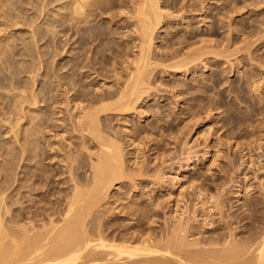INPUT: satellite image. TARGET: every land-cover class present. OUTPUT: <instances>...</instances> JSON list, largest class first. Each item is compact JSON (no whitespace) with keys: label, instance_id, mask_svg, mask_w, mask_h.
<instances>
[{"label":"bare ground","instance_id":"bare-ground-1","mask_svg":"<svg viewBox=\"0 0 264 264\" xmlns=\"http://www.w3.org/2000/svg\"><path fill=\"white\" fill-rule=\"evenodd\" d=\"M65 1V19L60 26L66 34L68 59L54 70L48 66L54 76L50 78L51 73L47 71L48 78L52 79L46 77L49 84L43 78L39 80L41 90L53 91L56 87L58 92L48 95L47 99L53 102H45L44 110H34L37 100L31 86L39 75L37 69V73L32 74L37 60L42 68L41 58L45 55L38 52L40 47L36 44L45 30H30L29 43L24 42L14 53L20 57L18 61L0 52V102L13 116L6 133L11 134L17 145V152L11 154L12 157L16 154L17 159L13 157L15 164L10 159L0 189V264H264V102L255 101L250 94L252 86L261 87L257 86L258 80H254L258 75H252L249 69L244 72L241 78L244 87L238 86L244 90V95L239 96V88L233 89L234 97L240 101L237 105L225 104L222 95L221 99L207 95L213 89L207 80L216 85L220 78L213 77L216 72H212L211 77L205 73L199 78L194 76L195 70H205L210 62V58H206L208 54L228 60L230 53L212 51V45L202 38L192 41L196 36L190 22L189 34H182L180 28L181 31H165L167 37L160 36L163 24L172 25L178 18L184 20L187 12L197 15L196 0L186 3L185 0L165 3L160 0ZM200 9L205 11L203 7ZM177 25L179 21L169 28ZM160 38L165 47H154ZM251 44L254 43L249 46ZM262 63L258 60V68L253 66L251 70L264 69H259L264 66ZM63 68L66 72L59 75ZM228 68L231 72V62ZM190 70L194 71L191 80L180 78ZM25 72L32 76L22 78ZM96 79L100 86L94 89L92 81ZM29 91L31 99L27 96ZM186 95H190L185 100L189 106L179 113L176 111L178 102ZM152 99L155 104H148ZM204 101H207L205 105L199 106L198 102ZM234 105L240 108L241 114ZM221 107H224L223 126L240 129L229 130L227 140H237L238 149L234 155H226L228 162L220 171L233 170L235 179L224 176L227 180H211L217 183V192L211 193L210 183L194 181L202 180L200 174L194 176V180L190 176L192 193L189 192L191 198L187 197L186 202L190 200L192 204L182 206L187 195L183 191L187 187L183 186L185 190L180 187L183 190L177 192L180 196L177 194L174 202L172 189L177 183L173 182L179 177L174 171L176 177L168 174L169 170H175L171 165L177 163L174 161L182 154L186 155V166L201 162L211 146L205 141L203 153L198 156L188 141L195 126L190 122L195 119H189L191 125L187 122L189 125L182 123L180 127L184 120L181 116H196L198 120L201 112L209 115L213 114L212 109ZM65 111L69 119H64L63 123L70 125L78 136L74 147L63 148L58 166L63 186L55 191L56 180L40 168L47 139L39 142L48 126L61 128L62 124L54 123L60 118L54 116ZM142 113L150 114L152 120L140 123ZM253 116L257 119L253 120ZM5 120L7 124L9 119ZM245 124L247 128L252 127L250 132L244 131ZM244 138L248 141H238ZM222 145L219 146L223 148ZM153 151L155 157L151 158ZM223 151L218 152L219 157ZM55 155L59 154L55 152ZM180 162L179 167L183 169ZM168 178L173 185H169ZM229 185L236 188L237 195L244 192V201L237 210L227 213L225 208L230 205L225 196ZM134 189L137 193H132ZM163 190L164 194H159ZM146 195L150 196L146 198ZM216 215H220L218 220Z\"/></svg>","mask_w":264,"mask_h":264},{"label":"rangeland","instance_id":"rangeland-1","mask_svg":"<svg viewBox=\"0 0 264 264\" xmlns=\"http://www.w3.org/2000/svg\"><path fill=\"white\" fill-rule=\"evenodd\" d=\"M160 1L165 3L166 1L168 2L170 0H160ZM201 1H203V2H201ZM245 1L246 0H207V1L206 0H196V2H197V8L196 9L198 11L197 15L193 14V12H192V15H191V13L188 14L189 12H187L186 15L184 14L186 16L184 20H180V18H178L179 20L177 19V20L173 21L172 25L163 24L162 25L163 28L160 29V31H163V32L159 31L161 33L160 34L161 37L162 36L167 37L168 34L167 33L165 34V31L166 32L167 31L172 32V30L174 31L176 29L181 31L180 28L182 29V32H181L182 34L183 33L189 34L190 30H189V28H187V25L190 22L191 24L193 23L194 29L192 31H194L195 36H196V38L193 39L192 41L197 40L198 38H200V39L202 38V39L207 40L212 45V48H211L212 51H214V52H224L225 51V52L230 53V54L227 53L229 55V58H228L229 61L225 57L219 56L221 58L220 59L219 57L215 58V56L213 54H208L206 58H210L211 63L210 62L209 63L211 65L209 63H207V66H206L204 71H203V68H199L200 70L197 68L195 70V75H194V76H198L200 78L199 75L206 73L205 75H207V77H211L210 74L212 72H216V74H213V77L219 76L220 81H218V84L213 85L212 80H209V81L207 80V83L210 84L211 86H213V89L211 91H209L208 92L209 94L207 93V95H210L212 98H215V99H221L222 97L220 98V95H222L224 98L223 102L224 103L226 102L225 104H228V105L233 104V103L236 104V103L240 102L238 100V98L234 97L235 91H233V89L239 88L238 87L239 84H242L244 87V80H242L241 78H242V75L244 76V72L247 71L248 69L250 70L249 72H251L252 75L256 74L259 76V78H258V76H254L255 78H257L254 80H256V81L258 80L256 82L257 86H261V87H256V88H260V91H259V89L257 90L255 87L252 86L250 88V94L255 101L264 102V69H262V68H264V66L259 68V69H262V70H258L260 72L256 71V69H253L255 71L251 70V68L253 66L258 68V60H259V62H261V61L264 62L263 61L264 60V24L261 25V22L264 23V2H263L264 0H248L247 2H245ZM65 2H66L65 0H0V52L4 51L10 57V59H15V61H18L17 59H19L20 57L14 53L18 52L20 46L24 42L29 43L28 40L30 39L29 37L31 35L32 30H38V31L39 30H43V31L45 30V34L43 35V38H40L41 40L38 42V44H36L41 49V50L38 49V52L40 51L39 52L40 54L44 53V55H45V56H43L44 58L43 57L41 58L43 60L42 61L43 63L42 62L40 63V65L42 64L41 67L43 69L39 68V66H38L39 61L37 60L38 64L35 63V66H34L35 71L32 70L33 73L31 72L32 74H35L36 69L39 70L38 71L39 75L38 74L36 75L37 79L34 82L35 84L33 86H31V88L35 91L34 95H35L36 100H37V104L35 106H33L34 110H38L39 108L44 107L45 102H53L52 99L50 101L47 99L49 94H51V95H57L58 94V92L56 91V87L53 89V91H49L46 88H45V90H41L42 89V86H41L42 82L40 83L39 80L42 78L47 80V78L49 76V73L47 74L48 70H49L48 72L51 73L50 78H54V76L52 75L54 68L56 66H57V68L63 66L65 64L66 60L68 59V52H67L68 45L67 46L65 45L66 34L61 31V29L63 27L60 26L61 24L64 23L63 21L65 19L64 15H63V13L65 12V10H64ZM186 2H187V0L184 1V3H186ZM201 3H203V4H201ZM259 3H261V4H259ZM201 7H203V10H205V11L202 12V9H200ZM196 12H194V13H196ZM190 17L191 18L194 17V18L191 19ZM177 21H179L180 25H177V27H174L173 29L169 28V26H172V27L175 26V23H177ZM182 21H184L185 23H183ZM44 24H47V25L45 26ZM228 38H230V39H228ZM162 40H163V38L157 39L154 43V47L158 46V45L165 47L164 41H162ZM251 42L254 44L253 45L251 44V46H249V44ZM56 44L58 46L57 48H56ZM186 44L187 43H185L183 45L184 51L187 50ZM247 46H249V49H247ZM56 49H57V51H56ZM156 50L158 51V49H156ZM250 55H252V56H250ZM249 56H250V58H249ZM258 57H261V58H258ZM217 58H219V59H217ZM224 60L225 61L227 60L228 62L223 65L222 63L224 62ZM230 62L233 64V69L231 72H229V68H228L230 65ZM251 63H253V64H251ZM37 66H38V68H36ZM48 66H50L53 70H51V68ZM44 69H45V71H44ZM65 72H66V68H63L58 73H59V75H61V74L63 75ZM221 72H223V74ZM26 73L29 74L30 72L22 73L21 74L22 78L25 79V78H29L28 76H30V77L32 76L31 74L25 75ZM193 74H194V71L190 70L186 75H183V74L180 75V78L186 77V78H189L188 80H191V78H193ZM42 75H44L45 77L44 76L42 77ZM261 75H263V78L260 77ZM203 77H204V75H203ZM49 80L51 81L52 79H49ZM49 80H47L48 84H49ZM228 80H229V82H232V83H229ZM195 82L196 81H194L192 83H195ZM260 82H262V83H260ZM92 83H93L94 89L96 88L95 86H97V88H98V86H100V84H98V79L93 80ZM53 84H54V86H56L57 83L53 82ZM23 86H26V84L22 85V87ZM229 86H231V87H229ZM253 90H257L256 92L258 94H256V92H254ZM258 91L263 92V93H261V95H260V93ZM30 94H31V91H29L27 96H29L31 99L32 97L30 96ZM200 94L201 93H196V95H200ZM238 94L240 97L243 96L244 90L239 88ZM188 96H190V95L181 96L180 100L178 102V105L176 104L177 105L176 111H178L179 113L184 111L183 108H186L189 106L185 103V100ZM259 99L262 101H260ZM59 101H60V99H59ZM159 102L167 103L168 101L159 100ZM206 102L207 101L198 102V104H199V106H201V105H205ZM148 104H155V101L153 99L148 100ZM26 105L27 104L25 103L24 106H26ZM70 105H71L70 107H72L73 103ZM5 106L3 103H1V105H0V119L3 120L2 122L0 120V124L3 125V126L0 125V131L1 132L5 131L3 134H0V145H1L0 146V174L4 173V175H0V176H3V178L0 177V180H1L0 181L1 182L0 183V186H1L0 189L3 188L4 184L3 185H1V184L3 181H5V176H6L5 175V172H6L5 168H9L10 159H11V163H13V164H15L14 161H16V159H17L15 157L16 154L13 156L16 159H14L12 157L13 153L17 152V149H16L17 145L15 142L13 143V139L11 138V134L6 133L7 131H9L8 127L11 124V123L9 124V122H12L13 116L10 113H8L9 112V110L7 111L8 107L7 106L5 107ZM240 106L242 107L241 111L243 109V112H244V103L240 104ZM260 106H261V103L258 104V107H260ZM234 107H236L240 111V108H238L235 105H234ZM234 107L232 106V108H234ZM166 108L169 109L168 106ZM223 108L224 107L217 108V109L211 108L213 111V114H212V112H210L209 115H207L208 112L207 113L201 112L199 115H197L200 118V119L198 118V120H200L198 122V124H197L198 120H197L196 116H195L196 118L195 117L189 118L190 116L183 115V114L181 116L184 120H183V122H181L180 127H182L184 124H188L190 122L189 119H191V120L195 119V120H193V122L192 121L190 122V123H192V125H195V126L192 127L193 130L190 132V135H188V141L190 142L189 145H193V150L198 153V156H201V154L203 153L202 149H203V145L205 146V144H204L205 141L209 142V145L211 146L207 156H204L206 158L202 159V157H200V160L202 159L201 162H199V161L197 163L191 162V163H189L190 166H188V165L186 166L185 161H184V158L186 157V155L182 154V156L179 155L180 158L178 156V159L183 163H181L176 158L177 160L174 162H177V163H174L173 165H171V167L175 168L176 171L175 170H169L168 174L169 175L173 174V176H175L177 173L178 177H179L178 179H180L179 181H177L178 179L175 178L176 176L170 177L167 174L168 177L177 179V180L173 179V180H175L173 183H177L176 187L174 185L175 190L172 189L173 193H175V195L172 193L174 195L172 197L174 202L178 198V195H179L177 192L180 193V191L183 190L185 186L187 187V189L185 188L186 190L184 189L185 191H183L184 194H187V195H185L186 196V199L184 198L185 201H182V203H185V204L181 203L182 206H184V205L189 206L192 204L190 202V200H188L187 202H186V200H187V197L191 198L190 193H192V191H189V190H191V189H189L190 188L189 186H191V184L188 182V180L192 183L193 182L192 180H194V178H193L194 176L196 177L198 174H200L202 177L201 178L202 180H194V181L210 183L211 184L210 186H212V187L209 191L211 193L217 192V186H216L217 183L215 184V182H214V184H213L211 180H216V182H220L221 180H224L225 177L230 178V176H231V178L235 179L236 173L235 174L231 173V172H233V170L229 171L228 173L227 172H223V173L220 172L222 170V168L228 162L227 158H225L226 155L227 156H228V154L234 155L233 153L237 152L236 150L238 149L237 142H236L237 140L236 141L235 140L233 141V139L227 140V135L229 137V135L231 134V132L229 130L231 128L237 129V131L240 130L237 128V126H234V128L232 126H231V128H229L230 126H227V125L223 126V121H222ZM27 109L28 108L26 107V110ZM42 109L44 110V108H42ZM196 109L198 111L200 108L198 107ZM72 110L73 109H71L70 111L73 113H76V110H74V111H72ZM232 110H234V109H232ZM70 111H69V113H70ZM239 111L237 113L241 114V111L240 112ZM167 113H168V111H166L165 114H167ZM205 113H206L208 118L206 117V115H203ZM200 115H202V116L200 117ZM142 116H143V119L142 118L140 119V121H139L140 123H147L148 121L152 120V117L148 113H145V114L142 113ZM173 116H175V115H173ZM4 117L6 120L9 119V121L7 122V124H9V125L4 123V120H5ZM54 117L57 119L60 118L59 121H55L54 123L55 124L56 123L62 124L61 128H57V127L55 128L54 127L51 129V127L48 126L47 128H45L44 133L41 134V132H39L38 136L41 134L40 135V142H39L40 144L42 143L43 140L47 139V145L45 148L46 153L43 156V158L40 159V168L43 169V171L47 175H50L51 177H53L56 180L55 181L56 183H54V188H55V186L57 188H55L54 190L58 191L63 186L62 182H60L61 176H59V170H61V169L58 168L59 161H60L61 156H62L61 153L63 151V148H65V147H66V150H69L70 148L74 147V142L76 141L78 134L76 132L71 131L70 125L67 126V125H65V123H63L65 121L64 119H69V115L66 113V111L62 114L55 115ZM204 117H206V119ZM132 118H135V117L132 116ZM170 118H173V117H170ZM252 118H253V120L257 119L256 116L255 117L253 116ZM137 120H138V118H136V121ZM219 120H220V122H219ZM182 123H183V125H182ZM1 127H2V129H1ZM222 127H224V128H222ZM246 128H247V124H245L243 127L244 131L248 130L245 132H250L252 130V127H250V126L247 129ZM6 129H7V131H6ZM187 132H188V130H184V133H187ZM204 134H206V135L204 136ZM207 135H209L211 137H209ZM205 137H209V138H205ZM217 137H220V138H217ZM251 138H253V137H251ZM205 139H208V140H205ZM169 140H171V139H169ZM250 140H252V139H250ZM227 141H230V142H227ZM238 141L243 143L244 141H248V140L247 139L245 140V138H244V140L240 139ZM225 142H227L228 144ZM245 143H247V142H245ZM220 144L221 145L223 144L222 145L223 148L221 146H219ZM228 145H229V148L226 147ZM213 146H215L217 148L216 149L217 151L215 150V147H213ZM219 147H221V148H219ZM12 148H14V151ZM11 149H12V151H11ZM228 149H231V150H228ZM222 150H224L223 151L224 154L222 153V155H220V157H219L218 154H220V153H218V152L219 151L221 152ZM10 152H12V153H10ZM55 152L58 153L59 155L56 156ZM150 153H152V154H150ZM150 153H147V154H150L151 158L155 157L154 151L150 152ZM152 155H153V157H152ZM181 157L183 158V161L181 160L182 159ZM214 157H218L219 159L218 158L214 159ZM216 161H217V163H216ZM179 162H180V166H181V164H183V169L182 168L180 169L179 164H178ZM211 162H215L213 164V166L211 165ZM194 164H196V165H194ZM216 164H219V165H217L218 168H217ZM176 167H179V168H176ZM186 167H188L189 171L184 170V168H186ZM206 169H210V172H208L209 170H206ZM167 171H168V169H167ZM173 171L176 173H174ZM223 174H225V175H223ZM219 176H221V177H219ZM170 178H168L169 181H167V182L169 183V185L170 184L173 185ZM204 180H207V181H204ZM225 180H227V179H225ZM194 183H196V182H194ZM199 183H197V184H199ZM117 187L118 186H116V188ZM180 187L183 189H181ZM229 188H230V190H229ZM165 190L167 193L165 198H167L168 190L167 189H165ZM165 190H163L161 193L159 192V194H162V193L164 194ZM235 190H236V188H233L232 186L229 185L227 194L225 196L226 197V203L230 205L228 208L227 207L225 208L227 210V213L237 210L238 207L241 205V202L244 201V192H242L240 195H237L236 192H234ZM136 191L137 190L134 189V190H132V193H137ZM254 193H255V191H253V193L251 195H253ZM184 194H183V197H185ZM149 196L146 195L145 197L147 198ZM14 197L16 198L17 196L13 195V198ZM171 204L173 205V202ZM200 205H201V203L198 204V206H200ZM14 206H15V208H16V206L18 207V205H14ZM174 207L175 206H172L173 209H175ZM217 216H220V215H216V219L218 220L220 217L218 218ZM201 228H200V230H201ZM206 230H208V229H206ZM203 231H205V230H203Z\"/></svg>","mask_w":264,"mask_h":264}]
</instances>
